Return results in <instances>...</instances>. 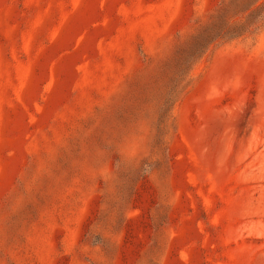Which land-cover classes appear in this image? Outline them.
<instances>
[{
    "label": "rangeland",
    "instance_id": "1",
    "mask_svg": "<svg viewBox=\"0 0 264 264\" xmlns=\"http://www.w3.org/2000/svg\"><path fill=\"white\" fill-rule=\"evenodd\" d=\"M0 264H264V0H0Z\"/></svg>",
    "mask_w": 264,
    "mask_h": 264
}]
</instances>
